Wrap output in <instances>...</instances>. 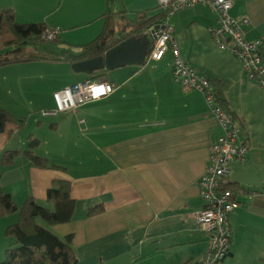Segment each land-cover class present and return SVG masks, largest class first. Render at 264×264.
Returning <instances> with one entry per match:
<instances>
[{
    "label": "crops",
    "instance_id": "0c3cea01",
    "mask_svg": "<svg viewBox=\"0 0 264 264\" xmlns=\"http://www.w3.org/2000/svg\"><path fill=\"white\" fill-rule=\"evenodd\" d=\"M3 9L18 23L58 29L54 49L44 52L61 59L101 33L107 11L114 14L116 39L159 14L157 0H0ZM230 15L249 20L246 37L260 42L264 65V0H233ZM168 23L181 59L213 80L249 147L244 164L230 165L227 185L234 186L238 207L229 217L230 254L222 264H264V89L247 81L240 61L214 43L208 28L217 26L216 18L206 7L177 12ZM171 60L168 52L160 61L90 75L64 60L0 68V107L24 119L21 129L8 123L0 133V188L17 206L28 197L50 206L52 181L67 180L74 214L50 229L72 237L76 264H197L204 255L195 220L198 181L221 130L202 95L174 83ZM100 78L114 87L105 99L42 116L53 108L54 92ZM30 139L39 142L36 156L63 170L39 169L23 156L2 165L3 152L25 151ZM16 221V214L0 217V261L11 243L4 230Z\"/></svg>",
    "mask_w": 264,
    "mask_h": 264
},
{
    "label": "built area",
    "instance_id": "2783aa9c",
    "mask_svg": "<svg viewBox=\"0 0 264 264\" xmlns=\"http://www.w3.org/2000/svg\"><path fill=\"white\" fill-rule=\"evenodd\" d=\"M157 5L162 20L145 32L150 42L146 60L160 61L169 52L172 56L171 75L174 83L184 93H200L221 130L220 136L209 146L208 163L198 181L201 207L195 214V220L206 241L204 255L197 264H222L230 254L232 229L229 217L238 207L232 192L226 190L225 186L230 175V165L244 164L249 157V147L240 137V127L236 121L217 102L218 95L213 80L181 59L174 39V29L168 23V18L199 5L206 7L216 18L217 26L208 28L214 43L220 50L229 52L240 61L247 81L264 89L260 42L247 39L249 20L246 17H231L233 0H157ZM58 33V29H47L42 40L51 42ZM113 92L114 87L105 79H88L54 92L53 108L44 110L41 114L56 117L75 111L85 104L105 99ZM79 123L82 124L83 121L80 120Z\"/></svg>",
    "mask_w": 264,
    "mask_h": 264
},
{
    "label": "trees",
    "instance_id": "16d2710c",
    "mask_svg": "<svg viewBox=\"0 0 264 264\" xmlns=\"http://www.w3.org/2000/svg\"><path fill=\"white\" fill-rule=\"evenodd\" d=\"M113 15L107 11L104 14V27L101 33L91 42L80 46L76 55L68 54L61 59L41 49L44 44L42 35L47 30L44 24L18 23L10 9L0 10V68L11 64L44 60H64L74 63L77 60L92 59L123 39L144 34L150 26L162 20L161 14L148 19L142 18L141 24L122 38L116 39L114 38ZM217 102L225 110L219 97H217ZM225 111L229 114L227 110ZM8 123H14L21 129L24 119L0 107V133L4 131ZM38 144V140L30 139L25 151L3 152L1 154L2 165L7 167L13 163L15 158L23 156L39 169L63 170L33 153ZM233 187L231 184H226L225 189L233 193ZM46 203L50 206L41 205L28 197L20 206H17L11 196L0 188V217L17 215V221L4 230L5 238L10 239L11 243L5 248L0 264H76L72 237L60 238L50 229L51 226L66 224L72 219L74 200L70 196V183L65 179L52 181L46 192ZM101 210L102 208L92 209L88 215Z\"/></svg>",
    "mask_w": 264,
    "mask_h": 264
},
{
    "label": "water",
    "instance_id": "95a60500",
    "mask_svg": "<svg viewBox=\"0 0 264 264\" xmlns=\"http://www.w3.org/2000/svg\"><path fill=\"white\" fill-rule=\"evenodd\" d=\"M149 50L150 42L144 33L121 40L95 58L74 62L72 69L76 73L90 75L96 71H112L125 65L141 66L146 62Z\"/></svg>",
    "mask_w": 264,
    "mask_h": 264
},
{
    "label": "rangeland",
    "instance_id": "374dc122",
    "mask_svg": "<svg viewBox=\"0 0 264 264\" xmlns=\"http://www.w3.org/2000/svg\"><path fill=\"white\" fill-rule=\"evenodd\" d=\"M42 41H43V43H44V44H42V46H41V47H42L41 49H42L43 51H45V50H48V51H49V50H51V49H54L52 43H50V42H45L44 40H42Z\"/></svg>",
    "mask_w": 264,
    "mask_h": 264
},
{
    "label": "bare ground",
    "instance_id": "6f19581e",
    "mask_svg": "<svg viewBox=\"0 0 264 264\" xmlns=\"http://www.w3.org/2000/svg\"><path fill=\"white\" fill-rule=\"evenodd\" d=\"M215 84V83H214ZM216 85V84H215ZM217 88V87H216ZM73 215V214H72ZM72 218V217H71ZM71 235V234H70Z\"/></svg>",
    "mask_w": 264,
    "mask_h": 264
}]
</instances>
